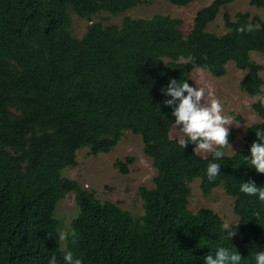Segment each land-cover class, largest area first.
I'll use <instances>...</instances> for the list:
<instances>
[{
  "label": "trees",
  "instance_id": "16d2710c",
  "mask_svg": "<svg viewBox=\"0 0 264 264\" xmlns=\"http://www.w3.org/2000/svg\"><path fill=\"white\" fill-rule=\"evenodd\" d=\"M150 1L0 0V264H49L52 256L64 264L65 251L83 264H204L218 247L236 249L241 264H255V253L264 250V202L239 190L249 180L264 187V174L245 159L263 126L249 125L242 149L223 159L200 156L195 145L183 149L169 137L175 118L163 104L171 97L161 93L170 79L189 83L196 68L222 77L230 62L244 72L245 95H264L262 67L249 59L257 53L264 61V22L224 14V32H209L218 11L237 1L212 0L195 12L185 35L179 20L161 15L90 23L99 13L116 16ZM163 1L184 7L196 0ZM248 3L264 9V0ZM72 15L89 22L79 39L71 33ZM247 24L254 30L237 32ZM250 108L264 121L259 102ZM123 132L140 138L155 171L152 187L137 190L142 213L136 217L60 176L75 165L77 150L108 153ZM233 136L230 129L229 142ZM210 162L221 165L214 182L206 176ZM129 163L113 167L123 174ZM194 179L202 196L220 188L232 198L231 225H239L231 240L215 213L187 210ZM68 193L76 206L68 233L78 243L69 238L60 247L53 213Z\"/></svg>",
  "mask_w": 264,
  "mask_h": 264
},
{
  "label": "rangeland",
  "instance_id": "374dc122",
  "mask_svg": "<svg viewBox=\"0 0 264 264\" xmlns=\"http://www.w3.org/2000/svg\"><path fill=\"white\" fill-rule=\"evenodd\" d=\"M212 0H196L184 7L172 6L163 0H151L146 5L137 6L125 13L111 16L106 13H99L90 18L91 22H100L102 25H119L120 21L127 17L129 19H146L154 15L168 16L181 22L179 30L187 34L191 28V21L195 12L208 5ZM236 13L247 14L249 18H257L264 22V9H258L249 5L248 0H237L221 8L214 21L206 30L221 34L224 32L222 16L226 14L232 19ZM71 33L80 38L89 22L75 16L70 17ZM249 59L260 65L262 70L259 76L264 86V61L257 53H250ZM244 72L238 71L233 64L228 62L225 65V74L222 77H212L201 69H193L188 74L189 84L196 88H204L206 97L210 90L213 91V98L219 100L223 108V115L233 118L229 129L234 132L233 139L222 150L226 156L243 147L245 129L249 125L260 124L264 128V121L257 118L250 106L255 101L245 95L240 89V82ZM262 90V89H261ZM264 91V90H263ZM169 137L177 141L187 138L174 125L171 127ZM200 156L208 153L195 151ZM129 158L130 163L126 165V172L120 173L113 167L116 161L124 162ZM155 171L151 167L149 159L141 152L140 138L129 132H123L122 137L116 145L104 154L91 156L87 149H79L75 153V165L65 168L60 176L73 180L87 191H91L98 201H108L116 204L121 210L132 217L142 213L141 201L137 190L139 187L151 188ZM187 210L195 213L199 209H207L215 213L223 223H235L236 216L232 213V198L227 196L220 188H214L206 197L200 194L198 180L194 179L189 185V196L187 199ZM76 213L73 195L68 193L63 199L57 202L53 216L57 221V233L68 232L69 222ZM60 247L63 242L60 241Z\"/></svg>",
  "mask_w": 264,
  "mask_h": 264
},
{
  "label": "clouds",
  "instance_id": "9594fccd",
  "mask_svg": "<svg viewBox=\"0 0 264 264\" xmlns=\"http://www.w3.org/2000/svg\"><path fill=\"white\" fill-rule=\"evenodd\" d=\"M254 30V25H241L237 32L245 34ZM264 90V86H262ZM161 93L170 99H165L163 104L172 109L171 115L174 119V126L178 128L186 139L180 141L184 149L189 144L195 145L194 152L199 150L205 153H212L213 160L224 158L223 148L231 147L229 144L230 129L234 124L231 116L223 115V108L219 100L213 98V91L205 95L204 88L191 86L187 81L170 79L166 86H162ZM254 100L264 107V95L257 94ZM257 140L251 144L250 155L245 157L249 165L255 168L257 173L264 174V129L256 131ZM221 165L210 162L206 168V176L209 182H214L221 174ZM239 190L248 196H256L264 202V187H258L254 181L249 180L240 184ZM259 218V213H254ZM239 225V224H238ZM230 223L221 225V232L225 239L231 240L237 235V227ZM51 238L50 234H47ZM71 238L73 245L78 243L75 233L60 232L61 242ZM233 249H235L233 247ZM64 264H83V261L76 257L72 251H65L63 254ZM242 257L239 252L226 247H218L215 254L209 253L204 257V264H241ZM49 264H57L55 256L49 260ZM255 264H264V250L255 253Z\"/></svg>",
  "mask_w": 264,
  "mask_h": 264
}]
</instances>
